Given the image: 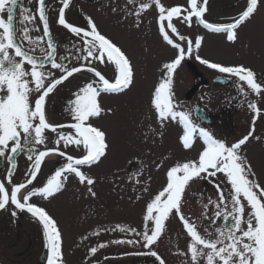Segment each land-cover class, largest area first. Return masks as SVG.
Listing matches in <instances>:
<instances>
[{
  "label": "snow or ice",
  "instance_id": "snow-or-ice-1",
  "mask_svg": "<svg viewBox=\"0 0 264 264\" xmlns=\"http://www.w3.org/2000/svg\"><path fill=\"white\" fill-rule=\"evenodd\" d=\"M128 2L135 3L136 0H128ZM260 2L261 0H247L246 9L230 24H212L203 19L207 11L208 0H202V3H198V0H188L189 7L187 8L180 6L165 8L160 0H151V2L141 0L139 8L135 12V15L139 16L141 12L155 4L159 11L160 32L163 39L177 49L175 58L163 65L164 72L161 82L155 86L152 93L151 104L161 126L163 127L164 122L168 120L178 121L182 124L183 134L180 137V142L184 149H191L197 138L202 139L204 144L198 160L177 163L167 171L166 186L147 204L144 231L135 234L142 237L145 247H150L161 236L165 221L175 211L176 214H179V219L190 237L185 254H190L191 264H202V262L203 264H264V187L249 179V176L254 173H252L251 165L247 163L246 158L240 155L241 147L248 142L252 131L237 142L228 145L215 138L209 130L196 125L190 118V112L179 110L180 105L175 101L173 77L182 60L186 56H191L193 41L188 39L187 48H184L174 42L166 28L179 36L180 40H185L186 37L180 35L177 27L173 24V17L182 16V22L188 23L189 26L195 17L206 29L212 32L226 33L229 41H235L238 38L237 29L253 16L258 10ZM38 5L44 36L50 37L46 0H38ZM62 5L59 10L58 23L75 35H82L84 50L87 53L84 59L89 61L87 66L67 69L63 64L57 63L54 58L55 45L51 39L47 42V51L42 59L31 54L36 51V48L32 46L38 45V42L43 39V37L33 39L29 35L28 25L35 20L32 10L25 8L22 0H0V13L7 12L6 20L0 16V30H2L0 31V156H5V153L9 152L10 155L7 158L12 164L7 176V183L11 185L10 192L5 183L0 182V210H7L8 205L11 204L16 210H26L39 220L43 227L47 249L46 264H64L62 235L57 221L44 208L31 203L30 200L36 195L48 198L59 192L67 178L64 173L74 174L81 183L86 182L88 185L95 183L91 177L81 171V167L98 163L102 157L106 156L108 149L106 133L90 122V118L99 117L104 111L99 104L98 97L101 92H122L130 88L134 82L132 62L121 48L111 39L102 35L91 18H88V29L67 23L65 9L69 6V0H62ZM18 6L20 9L19 29L16 27ZM202 40L203 37L195 39L194 43L197 49H199ZM25 41L29 45L28 49L24 47ZM197 59L211 69L238 77L239 81L246 83L248 89L257 96L264 93V84L257 81L256 73L251 68L243 65L222 66L200 59L199 56ZM44 61H49L52 68L61 69L64 74L59 78L49 79L52 77V73L43 71ZM91 61L113 64L115 67L114 80L106 79L100 71L91 65ZM27 66H30V70ZM84 67L87 71L94 73L98 81L85 84L75 94L71 108L74 123L69 125L50 124L46 118V97L64 80L74 73L82 71ZM33 93H36L35 97H33ZM249 108L257 116L261 111L254 102L249 104ZM253 125H255V117ZM64 127L74 129V134L59 133L55 144L59 146L63 142L66 148L70 145H75L76 148L82 147L84 155L75 158L60 151L59 147L39 151L26 174L28 176L26 181L12 184V171L15 168L14 154L24 151L28 144L43 145L46 140L45 130L56 132L58 128ZM28 151L32 152L33 149H28ZM51 153H58L60 156L66 157L65 166L57 170L44 187L33 188L21 197L19 195L21 190L33 184L44 157ZM28 159L32 160V155H28ZM217 173H222L225 176L230 185V191L225 195L221 186L216 184L218 193V201L215 203L216 212L213 218L207 216L205 218L209 219L212 224L222 218L225 226L216 227L215 233L209 232L205 228L201 234L198 226L190 222L182 213L183 196L190 182L203 179L205 176L215 177ZM88 191L95 196L91 187L88 188ZM205 207L207 208V205ZM12 214L15 216L16 212L13 211ZM229 221H231L230 224ZM148 222H151V227ZM117 227L121 231L135 232L134 229H125L119 225ZM138 242L133 240L114 241V243L129 244ZM104 246L100 245V247ZM90 251L95 254L97 248L93 247ZM151 255L157 256V253L151 252ZM157 258L159 259L158 256ZM160 264H165V262L161 259Z\"/></svg>",
  "mask_w": 264,
  "mask_h": 264
},
{
  "label": "rangeland",
  "instance_id": "rangeland-1",
  "mask_svg": "<svg viewBox=\"0 0 264 264\" xmlns=\"http://www.w3.org/2000/svg\"><path fill=\"white\" fill-rule=\"evenodd\" d=\"M167 3L181 6V3L185 5L186 1L167 0ZM151 7L157 9L153 4ZM136 10L135 5H120L114 17L121 15L126 21L128 15L131 16ZM152 13L149 14L147 35H144V29L140 26L127 44L129 49L127 52L134 63L136 75L142 73V66H145L147 71L144 79L142 76L138 79L145 82L146 94L145 97L139 96L135 109L136 114L139 112L138 115L143 107H146V112L140 119L119 117L110 119L109 132L102 126L108 143L107 156L109 157L105 159L106 161H115L114 165L119 166L122 159L128 161L141 154L144 159L147 156L145 161L147 170L144 177L138 178L141 181L132 180L130 174L126 172L115 171L107 176L111 177L110 179L95 182L93 185L77 182L75 185L72 182L63 183L61 193L57 192L50 199H46L47 204H40L46 207L48 214L57 221L63 241L64 264H133L135 261L160 264L161 259L165 264H191L190 254H185L190 237L179 219V214L175 211L165 221L161 236L150 247H145L142 237L135 234L144 231L147 204L166 186L167 171L177 163L198 160L204 148L202 139L197 138L191 149H184L180 142L183 125L178 121L168 120L162 127L151 104L154 88L162 79L163 65L176 56L171 45L159 33V13L155 15ZM0 16L5 18L3 13H0ZM254 18L264 19V0H261ZM34 22L36 25L33 24V27L29 28L33 29L31 32L33 39L39 37L35 29L39 21L36 19ZM137 27L135 25L134 28ZM194 30L192 35L188 31L183 33L186 39L180 43L182 47L187 48V40L191 39L193 41L192 54L189 60L186 57L182 60L173 77V90L175 101L180 105L179 110L190 112V118L196 125L209 130L194 117L192 109L196 103L201 104L206 111H219V121L226 122L227 111L223 109L226 92L210 86L213 77L220 74L226 75L231 79L232 86L243 88L247 93L245 101L248 104H238L239 97L234 96V102L239 106L231 110L230 134L226 136L227 134H222L216 128L213 135L231 145L252 131L248 142L241 147L240 155L245 157L247 163L251 165L254 175H250L249 179L264 187V127H257L259 124L264 125V118H262L264 93L257 96L248 89L246 83L239 81L238 77L218 73V70L209 68L197 59L199 56L200 59L222 66L243 65L251 68L256 73L257 81L264 84V35L261 34L259 38H256L252 33L246 35V30L240 28L237 30L238 38L235 41H227L225 34L207 32L198 26ZM197 37H203L199 49L194 43ZM76 83L79 84L78 81ZM254 99L258 100L255 103L261 110L260 118L255 122H262L255 123V125H253V119L257 115L249 108V104L253 103L250 100ZM118 104L122 105L121 98ZM47 173L44 172L42 178ZM20 181L14 178L12 184H18ZM216 184L221 186L225 195L229 193L230 185L225 176L217 173L215 177L205 176L203 179L190 182L183 196L182 213L190 222L198 226L201 234L205 228L215 233L216 227H220L223 221L220 218L212 224L209 219L205 218V216L213 218L216 212L215 203L218 201ZM89 187L92 188L95 196L88 191ZM75 190H78L77 195ZM19 195L22 197V192ZM34 201L35 203L42 202V196ZM8 209L12 210L13 206L9 205ZM148 223L151 227V222ZM118 225L125 229H134L135 232L121 231ZM3 232L0 230V264H46V259L41 262L45 253V244H19V242L14 244L11 241V244L3 243L6 234ZM9 235L16 241L15 238L19 236V231L12 228ZM117 240L139 242L114 243ZM101 244L105 246L100 247ZM93 247L97 248L95 254L90 251ZM151 252H156L159 259L151 255Z\"/></svg>",
  "mask_w": 264,
  "mask_h": 264
},
{
  "label": "flooded vegetation",
  "instance_id": "flooded-vegetation-1",
  "mask_svg": "<svg viewBox=\"0 0 264 264\" xmlns=\"http://www.w3.org/2000/svg\"><path fill=\"white\" fill-rule=\"evenodd\" d=\"M186 3L183 5L181 3L182 8L188 7V0H185ZM53 1L50 0L46 5V14L50 16L56 15V10H52L51 8H48V4L52 3ZM141 0H136L135 3H129L128 0H69V6L65 9V15L68 16L69 20L66 22L69 24H72L75 27H80L84 29H88V18H91L92 21L95 23L98 31L106 36L107 38L111 39L115 44H117L121 50L130 58L129 49H128V42L130 41V38L132 34L138 31L139 27L142 26L144 29V35H147L146 28L149 21V14L150 12H153L152 14L155 15L158 14V9H153L150 7L149 9L141 12L142 17L135 15V11H133L132 15H128L126 21L122 18L123 16L119 15L117 17H114L115 12L117 8L120 5L128 4V5H135L137 7V10L139 8V3ZM144 2H151V0H144ZM161 4L167 8V7H176L179 5H175L174 3H167V0H160ZM57 3L62 5V0H57ZM198 3H202V0H198ZM33 1H29L26 5V8H32ZM154 7L155 4H153ZM247 7V0H208L207 3V11L204 14L203 19L209 23L212 24H230L232 23L236 18L239 17V15L246 9ZM136 10V11H137ZM152 10V11H151ZM59 12V11H58ZM246 21L244 24H242L238 29L244 28L246 30V35H250L252 33L256 38H259L261 34L264 35V19H258L254 18V15ZM71 17V18H70ZM159 18V17H158ZM182 20L183 17H173V23L177 27L178 32L180 35H183L182 31ZM121 21V22H120ZM193 23L198 24V20L193 17L192 19ZM166 25V21L164 22ZM135 25L138 27L135 29ZM161 26V22H160ZM62 27V26H61ZM54 33L55 40L57 41V63L61 62L63 63L64 67L67 69H71L72 67H81L87 66L89 64V61L85 60L84 57L87 55L84 45V38L81 36H77L74 33H72L68 28L63 26V29H60V31H57L55 29L52 30ZM162 36L161 32H159ZM170 35L174 37V39L178 40L176 37V34L171 33ZM163 37V36H162ZM61 40H66L69 42L67 45L61 46ZM39 45H33L32 47L36 48V51L31 54L42 55V52L44 50H40L38 47ZM25 49L29 48V45L25 46ZM64 56L63 59H59L58 57ZM132 62V60H131ZM144 63V62H143ZM91 65L94 66L98 71L101 72L102 75L105 76L106 79L109 81L114 80L115 75V67L113 64H110L108 62L100 63L99 61H91ZM132 66L134 69V82L130 86V88L117 93H108V92H101V94L98 97V101L100 106L104 109V111L101 113L99 117H93L90 118L94 122V126L103 129V122L106 117H128L131 116L133 118H140V115H144L146 112V107H143L142 112L138 115V113H135V109L137 107V99L140 95L145 97L146 94V86L145 82H140L138 80V77L135 78V66L132 62ZM50 71H53V75L51 78L57 76L55 74H59L56 78H59L64 73L61 69L58 68H52L50 67L48 69ZM146 68L145 66H142V79L145 78L146 74ZM76 81L79 82L77 85ZM93 81H98V78L94 75V73L89 72L86 70V67L83 68L82 71L78 73H74L71 77L64 80L60 85H63L62 87L57 88L54 90L52 94V98L50 101V109L54 112V114L58 117V119L62 120L63 122L59 123H52L53 125H69L71 123H74L73 116L71 113L72 108V102L75 100V94L81 89L85 84ZM57 86V87H58ZM231 91H228L227 96L225 98L226 102L228 103L227 107L231 109V97L229 96V93ZM122 100V105L119 106V99ZM64 99L66 103H64V107H62V104L60 103V100ZM138 115V116H137ZM219 113H211V126H217L221 125L225 129L230 127V114L225 115L226 122L219 121ZM57 120V119H56ZM75 130L69 127L64 128H58L56 132H53L51 130L47 131L44 135L46 136L45 143L43 145L41 144H28L25 146V150L22 151L18 162H20L23 158H28V155H32L33 158H35L36 151H45L46 146L50 145V147H59L60 151L61 147L64 150H68L72 152L73 154H76L78 156L84 155V153H81L83 151V148H76L75 145H70L67 148L63 145V142L59 146L55 144L56 139L58 138L59 133L74 134ZM38 148V149H37ZM28 149H33L32 152L27 153ZM10 153L6 152L5 156H0V172L5 173L9 168L10 164L8 162V155ZM70 155L69 153H67ZM58 161H61V165L64 167L66 159L65 157L60 156L57 153ZM59 164V165H60ZM56 172V171H54ZM39 176L35 179V181L38 179ZM110 179V178H108ZM30 187V186H29ZM28 187V188H29ZM27 188V189H28ZM7 210H3V213H6ZM19 211V210H18ZM20 212H27L20 211ZM18 218L23 221V215L20 213L18 214ZM21 227V226H20ZM43 232V227H42ZM44 233V232H43ZM33 243H38V241H34ZM41 243L45 244V237L41 239Z\"/></svg>",
  "mask_w": 264,
  "mask_h": 264
},
{
  "label": "water",
  "instance_id": "water-1",
  "mask_svg": "<svg viewBox=\"0 0 264 264\" xmlns=\"http://www.w3.org/2000/svg\"><path fill=\"white\" fill-rule=\"evenodd\" d=\"M196 115L201 118L203 121L207 122V117L205 116L204 112L202 110H197ZM230 224V221L228 222ZM225 226V225H224Z\"/></svg>",
  "mask_w": 264,
  "mask_h": 264
}]
</instances>
